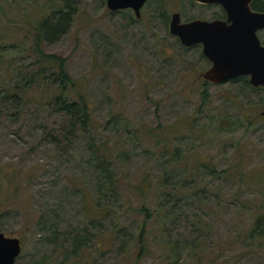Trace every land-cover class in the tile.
Listing matches in <instances>:
<instances>
[{
    "label": "rangeland",
    "instance_id": "rangeland-1",
    "mask_svg": "<svg viewBox=\"0 0 264 264\" xmlns=\"http://www.w3.org/2000/svg\"><path fill=\"white\" fill-rule=\"evenodd\" d=\"M68 2L66 32L42 46L90 103L88 135L68 133L46 83L17 89L36 72L33 21L62 0L0 1V233L21 241L15 264H264V89L204 84L200 47L168 32L172 11L211 20L219 7L147 0L136 19ZM96 159L116 186L100 206Z\"/></svg>",
    "mask_w": 264,
    "mask_h": 264
},
{
    "label": "water",
    "instance_id": "water-1",
    "mask_svg": "<svg viewBox=\"0 0 264 264\" xmlns=\"http://www.w3.org/2000/svg\"><path fill=\"white\" fill-rule=\"evenodd\" d=\"M1 1V0H0ZM146 0H105L109 11L132 9L140 16ZM198 4L217 5L225 13V21L193 20L180 22L173 14L168 32L181 46L201 45V54L211 66L201 77L211 84H222L239 76L248 84L264 89V46L257 32L264 30V12L251 9L252 0H194ZM264 117V108L260 112ZM21 241L0 233V264H15L21 253Z\"/></svg>",
    "mask_w": 264,
    "mask_h": 264
},
{
    "label": "trees",
    "instance_id": "trees-1",
    "mask_svg": "<svg viewBox=\"0 0 264 264\" xmlns=\"http://www.w3.org/2000/svg\"><path fill=\"white\" fill-rule=\"evenodd\" d=\"M68 0H62V3L57 5L56 9H51L48 16L42 17L39 21H33L32 27V44L30 52L32 55V66L35 68V75H33L26 83L22 84L23 88L30 87V84L37 83L40 80L46 83L47 88H53V91L47 97L49 106L53 109L54 113L63 115L66 119L64 125L65 129H68L70 135L73 134H89L92 128L90 112V103L86 100L83 94L75 92L74 81L70 78L66 70L65 59L51 54H46L43 51V44H51L57 41V39L64 35L67 27L70 24L72 14L75 13L76 7L69 5ZM251 9L258 12H264V1L253 0L251 3ZM35 78L37 79H34ZM202 102L206 101V93H202ZM97 168L103 172L102 177L98 178L96 186L99 188L97 194L96 206H100L99 202L104 198L105 186L111 191L112 196L115 195L114 182L111 179V171L109 165L106 164L104 159H96ZM103 165H105L103 167ZM103 167V168H102ZM203 169L209 170L210 174H215L213 168L202 165ZM226 171H220L219 174L225 173ZM140 212L146 213V220L149 214L144 209ZM145 227L146 221L140 227L138 231V245L139 249L136 253L137 259L141 258L145 250ZM255 229H258V225H255ZM254 229V230H255ZM254 232V231H253Z\"/></svg>",
    "mask_w": 264,
    "mask_h": 264
},
{
    "label": "flooded vegetation",
    "instance_id": "flooded-vegetation-1",
    "mask_svg": "<svg viewBox=\"0 0 264 264\" xmlns=\"http://www.w3.org/2000/svg\"><path fill=\"white\" fill-rule=\"evenodd\" d=\"M105 1V0H104ZM194 1V0H193ZM253 1V0H252ZM264 1V0H263ZM146 2H147V0L145 1V3H144V5L141 7V9H140V16L137 18L136 16H135V14H134V11L132 10V9H124V10H117V11H110L111 13H116V12H123V11H130L132 14H133V16H134V18H136V19H139L140 17H141V14H142V10H143V8L145 7V5H146ZM195 2V1H194ZM196 3V2H195ZM252 3V2H251ZM196 4H198V3H196ZM198 5H200V6H217V5H203V4H198ZM250 6H251V4H250ZM217 7H219V6H217ZM219 9H220V11H221V13H222V17H220V18H217V19H211V20H206V21H212V20H221V21H225V13H224V11L219 7ZM254 11V10H253ZM255 12H258V11H255ZM173 14H178L179 15V18H180V22H182V23H187V22H190V21H193V20H201V19H191V20H188V21H186V22H183V21H181V16H180V14H179V12H177V11H175V12H170V14L166 17V19L168 20V23L170 22V20H171V16L173 15ZM261 31H264V30H261ZM260 31H258L257 32V35H258V33H259ZM176 38V37H175ZM259 38V37H258ZM177 39V38H176ZM260 40V39H259ZM177 41H178V39H177ZM179 42V41H178ZM260 42H261V40H260ZM261 45H263L264 46V44L261 42ZM195 46H198V47H200V49H202L201 48V45H195ZM195 46H192V47H195ZM207 62H208V68L211 66V64H210V62L207 60V59H205ZM207 68V69H208ZM206 69V70H207ZM205 70V71H206ZM241 78H243L244 79V81L246 82V83H248V77H246V76H239V77H237V78H235V79H232V80H229V81H227V82H225V83H229V82H231V83H233V82H235V81H238L239 79H241ZM203 79V78H202ZM203 82H204V84H211V83H209V82H207V81H205L204 79H203ZM225 83H222V84H225ZM222 84H211V85H222Z\"/></svg>",
    "mask_w": 264,
    "mask_h": 264
}]
</instances>
